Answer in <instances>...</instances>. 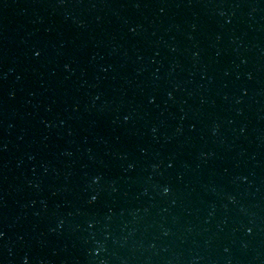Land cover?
<instances>
[{
    "label": "water",
    "instance_id": "95a60500",
    "mask_svg": "<svg viewBox=\"0 0 264 264\" xmlns=\"http://www.w3.org/2000/svg\"><path fill=\"white\" fill-rule=\"evenodd\" d=\"M0 264H264V0H0Z\"/></svg>",
    "mask_w": 264,
    "mask_h": 264
}]
</instances>
